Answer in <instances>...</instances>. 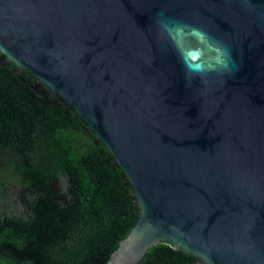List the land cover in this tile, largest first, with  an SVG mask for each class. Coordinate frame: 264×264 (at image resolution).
Segmentation results:
<instances>
[{"label": "water", "instance_id": "1", "mask_svg": "<svg viewBox=\"0 0 264 264\" xmlns=\"http://www.w3.org/2000/svg\"><path fill=\"white\" fill-rule=\"evenodd\" d=\"M107 151L138 216L105 264L164 242L264 264V0H0V65Z\"/></svg>", "mask_w": 264, "mask_h": 264}, {"label": "trees", "instance_id": "2", "mask_svg": "<svg viewBox=\"0 0 264 264\" xmlns=\"http://www.w3.org/2000/svg\"><path fill=\"white\" fill-rule=\"evenodd\" d=\"M12 67L0 65V118L12 112L17 120L16 136L0 142V190L11 185L1 180L7 173L32 195L21 214L0 209V264H105L138 216L130 189L74 114L38 96ZM134 264L201 263L161 242Z\"/></svg>", "mask_w": 264, "mask_h": 264}, {"label": "flooded vegetation", "instance_id": "3", "mask_svg": "<svg viewBox=\"0 0 264 264\" xmlns=\"http://www.w3.org/2000/svg\"><path fill=\"white\" fill-rule=\"evenodd\" d=\"M12 73L14 75H16L21 80V83H23L27 87L31 88L32 81L29 78H27V77L25 78V75L20 74V72L18 70H16L14 67H12ZM10 91H12V89H10ZM55 105H59V104L55 103ZM64 113H67V112L64 110ZM3 119L5 120V122H2ZM16 122H17L16 114L12 113V112L7 114V116L3 115L0 118V142H3L7 137L14 138L16 136V128H17V124H15ZM22 136H24V135H22ZM24 138L25 137H23L22 139H24ZM0 148H1V145H0ZM1 149L3 150V148H1ZM2 150L0 151V158H1V153L4 152ZM16 177H18V176H16ZM17 179L12 177L10 174H7V173H3L2 177H1V180L5 181V184H8V183L9 184H15V185L20 187V190H22V192H23L21 200H22L23 205H24V202H26L27 200H30V196L32 195V193L26 192L27 188L24 185L26 183H21L20 180L19 179L17 180Z\"/></svg>", "mask_w": 264, "mask_h": 264}, {"label": "rangeland", "instance_id": "4", "mask_svg": "<svg viewBox=\"0 0 264 264\" xmlns=\"http://www.w3.org/2000/svg\"><path fill=\"white\" fill-rule=\"evenodd\" d=\"M54 184L59 190L64 187V181L62 178H57ZM22 194L23 192L20 190V187L15 184L8 185L3 189V193L0 190V209L11 214L23 213L25 207L21 200Z\"/></svg>", "mask_w": 264, "mask_h": 264}]
</instances>
